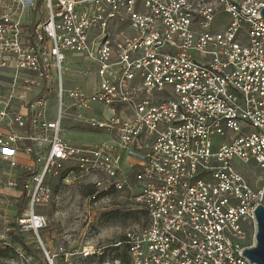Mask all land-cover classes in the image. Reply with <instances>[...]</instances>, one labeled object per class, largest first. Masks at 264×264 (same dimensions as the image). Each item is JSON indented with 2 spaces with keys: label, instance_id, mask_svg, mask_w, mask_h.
Segmentation results:
<instances>
[{
  "label": "built area",
  "instance_id": "2783aa9c",
  "mask_svg": "<svg viewBox=\"0 0 264 264\" xmlns=\"http://www.w3.org/2000/svg\"><path fill=\"white\" fill-rule=\"evenodd\" d=\"M41 1L46 19L26 27ZM263 8L264 0L4 3L0 164L10 177L1 174L0 186L27 198L19 229L47 225L36 209L52 201L50 177L62 172L63 183L93 188V204L129 190L144 222L113 246L130 264H258L243 251L264 204ZM71 61L84 84L66 78ZM67 125L107 138L75 146ZM250 166L262 172L254 183Z\"/></svg>",
  "mask_w": 264,
  "mask_h": 264
},
{
  "label": "rangeland",
  "instance_id": "374dc122",
  "mask_svg": "<svg viewBox=\"0 0 264 264\" xmlns=\"http://www.w3.org/2000/svg\"><path fill=\"white\" fill-rule=\"evenodd\" d=\"M0 0V12L4 3ZM38 14L27 16L28 27L46 19L47 8L40 2ZM32 20V21H31ZM35 93V92H34ZM55 114V100L50 101ZM66 138L75 146L94 144L107 138L104 133L86 125H77L65 132ZM234 163L239 164L237 159ZM250 182H256L262 172L252 166L246 167ZM264 175V174H263ZM63 174L53 175L50 182L55 190L49 205L39 207L36 212L46 217L47 225L39 231L21 230L16 219L20 213L15 206L17 197H2L0 201V264H130L122 254L123 248L113 246L128 228L143 224V214L137 212L138 206L128 199V189L111 198L108 205L88 201L92 187L84 186L80 181L67 185L62 182ZM264 181V180H263ZM25 197V196H24ZM20 199V198H19ZM25 202L27 198L25 197ZM115 212L111 217L107 213ZM252 228V235L255 233ZM85 246L94 250L108 247L105 254L87 257Z\"/></svg>",
  "mask_w": 264,
  "mask_h": 264
},
{
  "label": "crops",
  "instance_id": "0c3cea01",
  "mask_svg": "<svg viewBox=\"0 0 264 264\" xmlns=\"http://www.w3.org/2000/svg\"><path fill=\"white\" fill-rule=\"evenodd\" d=\"M77 64H80V63H74V61H71L69 63V65H71V70L68 72V74L66 76L67 79L72 80V82H74L73 85H75L76 83H78V84H84L82 78L75 71L76 70V67H77ZM52 100H55V103H56V97L53 98ZM73 127L74 126L67 125L66 130L72 129ZM66 130H65V132H66ZM65 136H66V134H65ZM18 160H20V162L23 165H26V166L32 165V162H33L32 156L27 155V154H24V153H20L18 155ZM7 168H8L7 167V164H4V163H1L0 164V176H1V174L2 175L4 174L3 176L6 179H8L10 177V176H8V174L5 173ZM9 196L10 197H13V196L17 197V199L15 201V206L16 207H19V211L21 213L23 211V209H24V206L26 205L25 197H24L25 196L24 192L21 191L20 188H17V189H8V188H6V187H4V186L1 185L0 186V201L2 200V197H4L6 199Z\"/></svg>",
  "mask_w": 264,
  "mask_h": 264
},
{
  "label": "water",
  "instance_id": "95a60500",
  "mask_svg": "<svg viewBox=\"0 0 264 264\" xmlns=\"http://www.w3.org/2000/svg\"><path fill=\"white\" fill-rule=\"evenodd\" d=\"M264 17V8L260 11ZM256 215V233L252 248L243 251V255L253 263L264 264V204H259L254 209Z\"/></svg>",
  "mask_w": 264,
  "mask_h": 264
},
{
  "label": "trees",
  "instance_id": "16d2710c",
  "mask_svg": "<svg viewBox=\"0 0 264 264\" xmlns=\"http://www.w3.org/2000/svg\"><path fill=\"white\" fill-rule=\"evenodd\" d=\"M137 212L141 213L144 215V211H140V210H136ZM115 212H111V213H107V216L111 217ZM116 249V247H115ZM105 254V253H104ZM122 256H124L126 258V260H128L127 256H126V253L125 254H122Z\"/></svg>",
  "mask_w": 264,
  "mask_h": 264
}]
</instances>
